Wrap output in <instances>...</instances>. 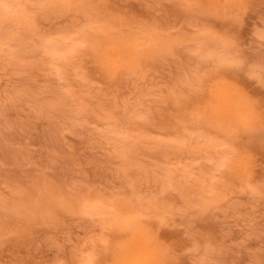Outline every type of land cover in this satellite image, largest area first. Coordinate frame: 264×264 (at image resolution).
<instances>
[{
	"label": "rangeland",
	"instance_id": "1",
	"mask_svg": "<svg viewBox=\"0 0 264 264\" xmlns=\"http://www.w3.org/2000/svg\"><path fill=\"white\" fill-rule=\"evenodd\" d=\"M118 36L111 78L89 38ZM138 227L161 264H264V0H0V264H115Z\"/></svg>",
	"mask_w": 264,
	"mask_h": 264
},
{
	"label": "bare ground",
	"instance_id": "2",
	"mask_svg": "<svg viewBox=\"0 0 264 264\" xmlns=\"http://www.w3.org/2000/svg\"><path fill=\"white\" fill-rule=\"evenodd\" d=\"M51 1L68 8L73 0ZM89 41L92 43L90 51L97 67L111 78L117 75L121 67L134 66L138 48L136 41L130 37L118 36L110 39L109 42L102 43H98L92 38H89ZM153 51H155L154 46L149 48L148 53ZM216 90L214 98L217 100V104L215 106H213L214 104L207 105V108L202 111L204 123L218 126L230 132L238 123L243 124L254 118L250 111V104L234 87L221 82ZM231 161L238 170H245V164L248 163L241 159ZM135 222L125 220L122 225L128 226ZM153 244L149 232L138 227L130 239L114 250V262L115 264H161L157 249L153 247Z\"/></svg>",
	"mask_w": 264,
	"mask_h": 264
}]
</instances>
